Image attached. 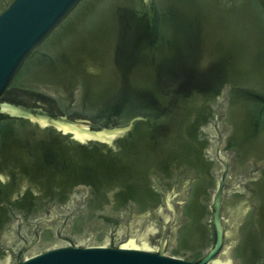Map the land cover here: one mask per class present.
Returning a JSON list of instances; mask_svg holds the SVG:
<instances>
[{
  "label": "water",
  "instance_id": "95a60500",
  "mask_svg": "<svg viewBox=\"0 0 264 264\" xmlns=\"http://www.w3.org/2000/svg\"><path fill=\"white\" fill-rule=\"evenodd\" d=\"M0 221V264H264V0H0Z\"/></svg>",
  "mask_w": 264,
  "mask_h": 264
},
{
  "label": "flooded vegetation",
  "instance_id": "af4514ba",
  "mask_svg": "<svg viewBox=\"0 0 264 264\" xmlns=\"http://www.w3.org/2000/svg\"><path fill=\"white\" fill-rule=\"evenodd\" d=\"M12 219V217H10V220ZM9 220V221H10ZM8 222L6 221V222H1L0 221V232L4 229V227L6 226V224H7ZM3 253V251L0 249V255Z\"/></svg>",
  "mask_w": 264,
  "mask_h": 264
}]
</instances>
